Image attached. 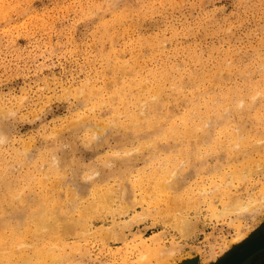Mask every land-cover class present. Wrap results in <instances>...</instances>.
I'll return each instance as SVG.
<instances>
[{
    "label": "rangeland",
    "instance_id": "rangeland-1",
    "mask_svg": "<svg viewBox=\"0 0 264 264\" xmlns=\"http://www.w3.org/2000/svg\"><path fill=\"white\" fill-rule=\"evenodd\" d=\"M105 23L108 28L104 26ZM115 51H120L118 59L127 63L125 70L115 65ZM134 52L137 54L134 55ZM262 60H264V0H0V117L10 114L13 122L11 135L6 134L3 139L0 135V154L6 160L5 166H8L3 170L5 168L9 170L5 169L6 180L16 185L19 176L22 178L29 172L39 173L37 170L39 168L46 172L48 167L45 165L50 166L49 163L53 162L54 158L59 160L60 167L58 163L56 167L60 169L57 170L64 173L67 181L72 182L70 187L80 189V194L75 200L71 199L69 202L77 203L79 209L91 208L88 214L83 216L88 229L87 233H84L86 235L80 236L78 233H81L78 231L64 239L68 247L62 248L61 251L64 253L69 251L67 259H70L72 264H231L250 240L253 242L264 239V139L262 140L264 73L258 71V65H261L259 61L264 62ZM151 70L158 71L157 73L171 72L164 83L166 89L163 96L167 97V108L170 109V113H176L177 119L178 114L190 107L187 106L188 101L186 102L185 97L192 94L195 88L200 92V107L204 109L203 99L211 102L217 97L219 100L228 91L236 97L238 95L236 90L246 89L249 82L258 83L263 92L261 96L258 94L256 99L244 96L242 107L238 105L241 109L236 107L235 110L232 109L233 111H225L230 118L233 117L231 125H235V128L230 125L232 131L236 132L234 129L239 124H244L243 140L248 146L261 143V152L252 148L243 151V147L235 146L227 149L225 146L229 145L226 142L222 143L223 145L211 143L223 125L222 118L216 117H212L209 121L211 124L208 123L206 126L210 130L204 143L202 140H197L198 143L193 142L196 139L193 136H183L179 140L172 138L174 141L169 137L168 142L164 140L167 137L164 138V134L161 133L163 129L152 131L144 125L136 133L134 132L136 130L129 127L110 128L106 122L107 117L110 118L112 115L113 119L114 116L110 104L120 109L118 114L125 108L120 99L115 100L112 97L113 90L121 85L122 79L132 80L136 75L150 76ZM190 71L197 72L201 82L193 88L190 82H186L181 96L171 94L170 84L178 85L180 77L188 81ZM203 71L206 73L203 74ZM215 71L219 73L216 77L218 80L212 81L209 75ZM89 88L94 90L96 97L92 96L90 90L88 91ZM133 89L141 95L147 92H143L140 87L134 86ZM77 91L85 93L81 92L82 94L77 96L79 93ZM122 96L124 98L126 95ZM100 97L110 99V103L103 104L102 107L97 106L95 109L94 100L98 101ZM215 102L214 100L213 103ZM89 107L94 110L91 111ZM83 110L86 116L88 113L96 115V119L90 115V120L81 117L82 120H89L88 124L85 120L86 128L83 125V127L75 125L81 120L80 115H84ZM138 111H141L140 107ZM257 113L262 114L261 125L255 120ZM121 115V119L123 118L128 126V123L132 122L131 118ZM101 117L106 120L104 125L107 124L108 127L105 132L102 128L98 129L99 133L104 132L99 134V137H102L98 141V136L91 137L94 134L90 133L95 131L94 123L99 122V126H103ZM71 122L76 127H73ZM71 125L73 128H70ZM122 128L131 130L125 132ZM257 129H261L259 135L262 136L261 141L259 136L252 134ZM160 133L163 135L160 136ZM155 134L162 138L159 140ZM152 136L158 139H155L157 140L155 145L148 142L151 138L155 141ZM221 137L224 140L226 135L222 134ZM88 138L97 141L91 142L87 140ZM252 138L260 142L255 143ZM86 140L87 146L84 143ZM136 140H142L143 147ZM143 140H147L146 143ZM180 140L182 144L179 143ZM147 142L151 145L147 146L148 149ZM200 143H203V146ZM76 144L79 145L81 152L74 151L72 146ZM139 144L140 151L131 153L127 158V171L118 178L104 176L101 179L85 181L82 175L74 176L67 167L66 156L70 152L91 158L93 153L99 155L101 149L119 150L123 147L130 150L132 146ZM26 146L32 158L21 164L13 155L23 152ZM207 146L213 147L211 157ZM218 146L221 148H217ZM235 151L237 155L234 157L232 153ZM210 152L212 153V150ZM169 153L176 155L171 157ZM183 153L185 155H182ZM245 153L250 154L248 159L252 164L249 160H247L249 163L245 162L250 165L234 160L239 157L242 159V154ZM167 154L171 159L167 158L168 156L164 157ZM258 155L263 159L257 158ZM180 156L185 158L184 165L181 163L183 166L178 164L179 159H182ZM175 160L176 163L178 161L177 164H173ZM186 160L189 162L185 163ZM53 164L56 165L55 162ZM234 164L240 165V168L244 167L246 170L244 173L248 172L247 168L252 167L253 173H247L251 180L248 177V182L242 179L241 182L238 180L229 186L225 184L223 179L228 178L229 170L232 171L236 166ZM160 165L163 166L162 169ZM257 165L262 169L256 167ZM225 167L228 170H225ZM185 168L191 172L185 171ZM209 168L216 170L210 172ZM173 169L179 176L178 183H181L177 189H169L163 183ZM57 170L53 174L49 173L43 191L52 185ZM220 171H223V174ZM157 182L162 183L163 188L158 187ZM216 183L226 186L228 191L232 189L231 194L234 192L244 202L252 200L254 204L252 205L257 208L252 211L253 213L248 211L244 213L246 215L241 214L243 216H237L235 213L215 216L214 211L222 210L223 204L229 200L217 197L215 193L214 198L212 189ZM30 184L31 187H28L30 192H27L26 188L25 195L28 193L29 199L39 200L41 192V187L37 185L39 183L32 179ZM85 184L89 185L87 196L82 187ZM100 185L103 187L100 188ZM94 186H99L102 190L109 188L108 190L110 192L113 190L114 194L125 187L127 190L131 189L128 192L131 194L128 195L130 198L128 200L132 202V206L126 199H114L110 201L111 203L107 202L110 203L108 206H111L108 208L115 211L114 213L104 209L107 205L103 207L104 210L102 206L99 207L101 211L98 208L100 213L95 212V209L93 211L98 202L92 190ZM209 187L212 188L211 191ZM66 189V186L58 188L64 202ZM217 198H223V201ZM90 204L93 207H90ZM5 209L10 211L11 207L5 205ZM69 215L74 218L80 217L78 212ZM182 217L189 219L191 223V228L189 226L190 230H187L185 236L174 223L180 221ZM152 237L156 240L153 243ZM155 237H158V240ZM69 246L74 248L71 250ZM29 248L31 249V246ZM29 248L27 250H30ZM251 260L264 264V247L243 263Z\"/></svg>",
    "mask_w": 264,
    "mask_h": 264
},
{
    "label": "bare ground",
    "instance_id": "bare-ground-1",
    "mask_svg": "<svg viewBox=\"0 0 264 264\" xmlns=\"http://www.w3.org/2000/svg\"><path fill=\"white\" fill-rule=\"evenodd\" d=\"M104 26L106 28H108V25L106 23L104 24ZM119 53H120V51L119 52L115 51V57L116 58H115L114 63L116 62L115 63L116 66H118L120 69L125 70V68L127 66V63L126 62H122L121 59H118L120 57ZM136 54H137V52L134 55H136ZM122 60L125 61V59H122ZM262 61H264V60H262ZM131 62H133V61H131ZM137 63H139V62L137 61ZM259 63H261V65H258V67L259 68L260 67L263 68L264 67V62L259 61ZM259 68H258V71L260 70L261 74L264 73V68H263V70H261V68L260 69ZM157 72L151 70L150 71V76L149 75H136V77L134 76L135 78L133 77L134 79H132V76H131L132 80H124V79H122L121 85H119L118 88H115L113 90L114 91L113 92V96L112 95L111 96L114 97L115 100L117 98V99H120L122 101V106L124 104L125 108H124V110L122 108L121 111L122 110L123 111H122V113H119V114L120 115L124 114V116L126 115V116L130 117L132 122H131V120L128 119L131 123H128V126H127V124L122 120L123 118L121 119V116H123V115L120 116L118 114L120 109L118 110L113 104H110V110L114 111L113 119H112V115H111L110 118H108V117L106 118L105 117L106 120L110 121V122H108L104 118H102V117H104V116H102L100 119L102 120L103 126L102 127L99 126V122L94 123V126H93L94 128L93 129H95V131H93L91 133L89 132L90 134H92V133L94 134V136L91 135V137L95 138V136H98V139L97 138L96 139L98 141H100L102 136L99 137V134L101 135V133L103 131L104 132L107 131L106 129H107L108 125L107 124H106V126L104 125V123L107 122V123H109V125H110L109 127L110 128L115 127L114 129H116V127H120V126L121 127H129L131 129L136 130V131L133 130L135 133L137 131H139V128L142 127V125L146 126L148 129H151L152 131H159V129L161 128V129H163V132H161V133L164 134L163 137L164 138L167 137L164 140H167L169 137H170V140L172 138L174 140L175 139L179 140L183 136H193V137L196 138V139H194L193 142H196L197 140H199V141L202 140V142L204 143V139H206V136L209 135V130H210V128H208L206 126H207L208 123L211 124L209 121H211L212 117H216V118H222L223 125H222L221 128L219 127L220 129H218L217 133L215 134L216 138H215V140L213 139L214 142H211V143H215V145H217V144L223 145L222 143L226 142L229 145V146H225L227 149L229 147L231 149V147L235 146V147H239V148L243 147V149H242L243 151H247L249 148H252V149L257 150V152H261V143H259L260 145L259 144L258 145H255V144L250 145L249 144V146H248L247 142L243 140L244 135L242 134L243 133L242 130L245 129V125L244 124H239L238 127H236L237 130L234 129L236 132L232 131L233 128L231 129V127H232L233 124L231 125V121L233 120L232 119L233 117L230 118L231 116L229 117L228 114H227L229 112V110L233 111V110L236 109V107L240 108L238 105H240L242 107V105L240 103L241 101L242 102L244 101V100H242V97L249 96V97H251L253 99H256V96H258V94H260V96H261V92H262L261 90L262 89L259 87L258 83L253 84L252 82H249V86L246 89H244V90L240 89L241 91L236 90V94H238L236 97H233L230 94V92L228 91L227 93H225V95L221 99L219 98V100H218L217 97H214V96H213L214 98L211 97V98H213L211 100V102H209L208 100L205 101V99H203L202 101H204V102H202V104L204 106V109H201V107H200V105H201V100L199 98L200 97V92L195 88L194 90H192V94L189 93L190 95L185 97L187 99L186 102L188 101L187 102L188 103L187 106H190V107H188L187 110L181 112L180 113L181 115L178 114L179 118L177 119L176 118V116H177L176 113H170V111H169L170 109L167 108V97L165 95L163 96V93L165 92V89H166L165 88L166 86H165L164 83H165L166 79L169 78L171 72H169V71H163V73H161V72L157 73ZM204 73H206V71H203V74ZM218 75H219V73L216 72V71H215V73L211 72L210 75H209V78L210 79L212 78L211 79L212 81H216V80H218V79H216V77ZM117 76H114V77H117ZM112 80H113V78H112ZM109 81L110 80H108V82ZM108 82H107V84H108ZM111 82H113V81H111ZM186 82H190L191 86L193 88V87L197 86L198 83L201 82V79L198 77L197 72L190 71L189 72L188 81L185 80V78L180 77V81H179L178 85L177 84H173V83L170 84V87H172L171 94L173 93V94H178V96H181L183 94L182 93L183 86H184V84ZM260 82L261 81H259V83ZM108 85H110V84H108ZM134 86H135V88H137V87H140V89L142 88L143 92L147 91L146 94L141 95V94H139V92L137 93L135 91V89H133ZM257 88H259L260 90L257 89ZM88 91L91 94L93 93L92 96L96 97L95 94H94V90L92 88H89ZM110 91H111V89H110ZM77 92H79V93H77V96H78V94L80 96V93L82 91H77ZM184 92H185V90H184ZM82 93L84 94L85 92L83 91ZM122 95H126V96L123 98ZM173 98H174V95H173ZM97 99H98V97H97ZM174 99H176V98H174ZM247 99L248 98H246V100ZM214 100L216 101L215 103H213ZM94 102H95V103H93V107L94 108L97 107V106L102 107L104 105L109 104L110 103V99L107 100V99H104V98L100 97V99L98 101L94 100ZM138 103H139V105H138ZM140 103H141V106H140ZM115 104H116V102H115ZM250 104H252V102ZM138 106L140 107V110H141L140 112L138 111V108H139ZM250 108H251V106H250ZM90 109H92V108H90ZM93 110L94 109H92L91 111H93ZM225 110H227L228 112L225 111ZM254 110H256V109H254ZM2 111H4V109H2ZM100 111L102 112V110H100ZM82 113L84 114V110H83ZM99 114H100V112H99ZM99 114H97V115H99ZM90 115H91V117L93 116L92 118L96 119V117H95L96 115L94 116V113H92V114L90 113ZM90 115H89V113L87 114V116H86V114H84L82 116L80 115L79 118L81 119V117H87L86 119H88ZM103 115H105V114L103 113ZM256 115L257 116H256L255 120L257 121L258 124L261 125V121H262L261 120V115L262 114L261 113H257ZM108 116H109V114H108ZM79 118L77 117L76 119L79 120ZM124 119H126V118H124ZM85 120L81 119L75 125H77V126H79V125L82 126L83 125L86 128L87 127L86 125L88 124V121L90 120V118H89V120H86L87 124L85 123ZM94 121L96 122V120H94ZM98 121H100V120H98ZM91 122L93 123V121H91ZM71 124L73 125V127L75 126L72 122H71ZM102 124H100V125H102ZM72 125H71L70 128H73ZM90 125H92V124H90ZM165 125H167V126L164 127ZM230 125H231V127H230ZM233 126L235 128V125H233ZM88 127H89V125H88ZM146 127H145V129L148 130ZM100 128H102V130L104 129L103 131L101 130L102 132L100 131L101 133L98 132V129H100ZM89 129H90V127H89ZM93 129L91 128L90 130L92 131ZM131 129L123 130V128H122V130L125 131V132H127V130H131ZM141 129L142 128H140V130ZM87 130H88V128H87ZM144 131H142V132H144ZM156 133H158V132H156ZM161 133L159 134L160 136L163 135ZM86 134H87V132H86ZM222 134L226 135L224 140H222V138H223V137H221ZM252 134H255L256 136L261 135V129L254 130V132ZM0 135H1V139L5 138V136H6V134H4V133H0ZM155 135L157 136L158 134H155ZM130 136L132 137V135H130ZM160 136L159 137L157 136V138L158 139L162 138ZM248 136H251V135H248ZM91 137H89V138H91ZM152 137H154V136H152ZM89 138L87 140L91 141L92 138L91 139H89ZM150 138L151 137H149V139ZM157 138L154 137V140L157 139ZM256 138H252V139H254L256 141L255 143H257V141H258V139L256 140ZM261 138H262V136L259 138L260 141H261ZM173 139H172V141H174ZM263 139H264V137L262 138V140ZM97 140H92V141H97ZM147 140H143V141L146 143ZM157 140L153 141V139L151 138L150 140H148V142L150 141L149 143L152 142L154 144ZM190 140H191V138H190ZM141 141L140 140L139 141L136 140V142H138V143L140 142L141 145H142L143 142H141ZM216 141H217V143H216ZM218 141H219V143H218ZM260 141H258V142H260ZM148 142H147V144H148ZM159 142H162V141H159ZM176 142H177V140H176ZM180 142L182 144L181 140L179 141V143ZM196 143H198V142H196ZM203 143H200V145L202 144V146H203ZM141 145L139 144V145H137V147H140ZM143 145H144V143H143ZM143 145L141 147H143ZM149 145L150 144L146 145V147L147 146L149 147ZM200 145L198 144L197 146L200 148L201 147ZM193 146H194V143H193ZM197 146H196V148H197ZM212 146H214V144ZM148 147L146 149H148ZM187 147L188 146H186V148ZM209 147H211V146H209ZM209 147L207 146V148L209 149L210 157H211V154H213V147L212 148H209ZM217 148H221V147L218 146ZM21 149H19V150H21ZM143 149L144 148H142V150ZM180 149H179V151H180ZM205 149H206V147H205ZM182 150H183V148H182ZM187 150L189 151V149H187ZM211 150H212V153L210 152ZM158 151L160 152L161 150H158ZM237 151H239V150H237ZM237 151L232 153L234 157L237 155V154H235ZM182 152H184V150ZM187 152H185V153H187ZM218 152H220V151L218 150ZM218 152L216 153L217 155L219 154ZM230 152H231V150H230ZM181 153H180V155H181ZM206 153H205V155H206ZM15 154H16V156L15 155H13V156L16 157L17 160L19 162H21V164L26 162L28 158H32V157H30V152H29L27 146H26V149L23 150V152H17ZM163 154H165V153H163ZM169 154L164 155V157L168 156L167 158L171 159L172 155H173V157L176 155V154H172V155L170 154L171 157H169ZM220 154H222V153H220ZM182 155H185V154L183 153ZM40 156L41 155H39V157ZM177 157H179V156H177ZM180 157L182 159L176 158V159H179V161H180V163H178V161H177V163L180 165L183 162V165H184L185 158H183L182 156H180ZM189 157H190V155H189ZM201 157H203V156H201ZM232 157L230 158L232 160V162L234 160L237 163L239 161H242L241 164L245 163L246 165H250V164H248L250 162V159H248L250 157L249 153L242 154V159H240V157L234 159V157H233V159H234L233 160ZM253 158L255 159V157H253ZM257 158H259V155H258ZM38 159H37V161H38ZM45 159H47V158H45ZM262 159L263 158H261L260 160H262ZM17 160H15V161H17ZM247 160H249V162ZM46 161L45 162L42 161V162L46 163ZM52 161L53 162L49 163L50 166H46L44 164L45 167H48L46 172H44L43 169L39 168V169H37L39 171V173L29 172L27 175L24 174L22 178H21V176H19L17 184L13 185V184L8 183L7 180H6V178H7L6 177L7 176L6 172L7 171H5V169L8 168V166L7 167L5 166L6 165V160L0 154V264H72V261H70V259H67V258H69V256H68L69 255V253H68L69 251L68 252L65 251V253H64V251H61V249L66 247V245H67L66 242L64 243V241H65L64 239H65L66 236H68V235H70L72 233L75 234L78 231L81 233V234L78 233V235H80V236L84 235V233H87L88 229H87L86 222H85V219L83 218V216L88 214V211L91 208L84 207V208L79 209V207L77 206V203L75 204L73 202H69V200H71V199H72V201L75 200V198L78 196V194H80V189L78 187L77 188H72V186L70 187L72 182L67 181V179H65L66 176L64 175V173L61 172V171H60L61 172L60 173L57 170V169H60V168L56 167L57 166L56 163H58L59 160H57V158H54V160L52 159ZM164 161H165V158H164ZM245 161H247L248 163H246ZM42 162H40V163L43 165ZM54 162H55L56 165L53 164ZM228 162H229V160H228ZM236 162H234V163H236ZM252 162H253V160H252ZM40 163L38 164L39 166L41 165ZM177 163H176V160H175L173 164H177ZM253 163H255V162H253ZM260 163H261V161H260ZM58 164H59V167H60V163H58ZM159 164L160 163H158V165ZM236 164H234V165H236ZM256 164H258V163H256ZM8 165H9V163H8ZM211 165L212 164H210V167H211ZM261 165H262V163H261ZM10 166H12V165H10ZM10 166H9V169H10ZM160 166H162V165H160ZM173 166H175V165H173ZM251 166H253V165H251ZM4 167H6V168L3 170ZM216 167H218V166H216ZM226 167H225V170L229 166L227 168ZM256 167H260L261 168V166H258V165ZM36 168H38V167L36 166ZM155 168H154L155 171H157L158 170L157 169V165H156ZM162 168H163V166L161 167V169ZM177 168H179V167H177ZM177 168H176V170H177ZM187 168H185V171H189V170H187ZM218 168H220V167H218ZM253 168L255 170L257 169L254 166H253ZM260 168H258V169H260ZM12 169L13 168H11V170ZM154 169H153V171H154ZM205 169H203V170H205ZM247 169H249L248 172H247L248 174L253 173V172H251V170L253 171L252 167L251 168H247ZM6 170H8V169H6ZM56 170L58 172H57L56 175H54V176H56V178L54 177L52 185L49 188H46L45 191H43V189H45V187H46L47 177L50 175L49 173L53 174V173H55L54 171H56ZM176 170L173 169V171L170 173L169 178L167 177L166 181L163 182V183H165L164 184L165 187H167L169 189H173V188L177 189L179 187V185L181 184V183L180 184L178 183L179 176L176 174ZM209 170L211 172V171L216 170V169L215 168H211V169L209 168ZM244 170H245L244 167L240 168V165H236L232 171L229 170L230 173L228 174V178L227 179H223L225 184H227L229 186L231 184H234L238 180H240V182H241L242 179L247 180L249 175L247 177V173H244L246 170L245 171ZM189 172H191V171H189ZM205 172H206V170H205ZM163 173H165V172H163ZM180 173H181V171H180ZM8 174H10V173H8ZM212 174H214V173H212ZM224 174H226V171H225ZM205 175H207V174H205ZM209 176L211 177L212 175L210 174ZM141 177L143 178L144 176H141ZM219 177L220 176H218V178ZM134 178H136V177H134ZM32 179L36 180V182L39 183L37 185H39L41 187V192H40V195H39L40 199L39 200H36L35 198L34 199H29L28 198V193H27V195H25V193H26L25 189L26 188H27L26 191L30 192V191H28L29 190L28 187H31L30 181ZM123 179H125V178H123ZM249 179L251 180V177H249ZM201 180H202V178H201ZM245 180H243V181H245ZM128 182H129V180H128ZM220 182H221V180H220ZM224 182H223V185H224ZM245 182H248V180L245 181ZM91 183L94 184L93 182H91ZM124 183H125V181H124ZM211 183H212V181H211ZM121 184H120V186H121ZM129 184H131V182ZM212 184H214V183H212ZM212 184H211V186H212ZM239 184H241V183H239ZM242 184H244V183H242ZM122 185H124V184H122ZM125 185H126V183H125ZM223 185L220 184V183H216L213 186V189L209 187L210 191L212 189L213 196H214V193H215V196H217V197L221 196L223 198L229 199L226 203L223 204L224 207H222V210L218 209L217 212L214 211V215L215 216L216 215L217 216H220V215L224 216V215L229 214V213H233V214L235 213V214H237V216H239L241 214L246 215L244 213H246V212L248 213V211L252 212L253 210H255L257 208V206H253L254 204H253L252 200L251 201L248 200V202L242 201L241 200L242 198L240 199V197L238 195H236L234 192H233V194H231L230 190H232V189H230L228 191L225 188L226 186L223 187ZM59 186H66V188H67L66 189V202H64L62 200L61 196L58 193L59 192L58 191ZM157 186L163 188V184L160 183V182H157ZM74 187H76V186H74ZM101 187H103V186L100 185V188ZM231 187L232 186H230V188ZM100 188H99V186H94L92 188V190L94 191L95 196H96L95 198L98 200V202L96 203V205L93 208V211L95 209V212H97L98 208L102 206L101 207L102 210L106 209V210H109L107 212H109V213L113 212L114 213L115 211H113V210L111 211L108 208V207L111 208V206H108L111 203L110 202L111 200H114V199H122V200L126 199L127 201L130 200L128 195H131V194H129L128 192L131 189H129V188L127 190L126 187L123 188V186H122L123 189H121V191H119V193L117 192L118 193V194L116 193L117 195L114 194L113 190H112V192H110V190H108L109 188H105L106 190L105 189L102 190ZM239 188H241V187H239ZM215 196H214V198H216ZM220 199L217 198V200H219V201H220ZM245 200L247 201V199H245ZM107 202H110V203L107 204ZM128 203H130V201ZM130 204L132 206V202ZM5 205H8V206L11 207L10 211H7L5 209ZM87 205H89V204H87ZM90 205H91L90 207H93L92 204H90ZM106 205H107V208L104 207ZM126 206H127V204H126ZM103 207H104V209H103ZM122 207H123V204H122ZM101 208H99L100 211H101ZM128 208H129V206H128ZM178 210H179V208H178ZM73 212H78L80 217L77 216V218H74L72 215H69V213H73ZM97 213H100V212L98 211ZM249 214H250V212H249ZM243 215H241V216H243ZM174 223H175V225H177L178 229L183 234V236H185L187 234V230L189 229V226L191 228L190 220L189 219H185L183 217L180 219V221L174 222ZM27 238H29V239L27 240ZM155 238H157V240H158V237H155ZM153 239H154V237H152L151 241ZM155 241L156 240L154 239V241H152V243L155 242ZM250 242H251V240H250ZM247 243H249V242H247ZM29 246H31V249L29 248ZM73 246H71L72 248L69 246L70 247L69 249L72 250L74 248ZM156 246H158V245H156ZM28 248L30 250H27ZM146 248H149V247H146ZM57 250L61 251V252L58 253ZM28 251H30L31 254H29L30 252H28ZM65 259H67V260H65Z\"/></svg>",
    "mask_w": 264,
    "mask_h": 264
},
{
    "label": "snow or ice",
    "instance_id": "snow-or-ice-1",
    "mask_svg": "<svg viewBox=\"0 0 264 264\" xmlns=\"http://www.w3.org/2000/svg\"><path fill=\"white\" fill-rule=\"evenodd\" d=\"M243 103L242 101L240 102ZM13 131V122L9 114L0 117V133L11 135ZM87 146L88 141H84ZM68 147V145H63ZM75 152H81L79 145L72 146ZM140 147L132 146L131 149L121 147L119 150H100V154H92L91 158L87 155H74L72 152L66 156V163L68 169L74 176H83L85 181L92 180L93 178L101 179L104 176L111 178H118L127 171V158L132 152H139ZM191 157H189L190 159ZM189 161L186 160L185 163ZM91 173V175H89ZM86 196L89 194V185L82 186Z\"/></svg>",
    "mask_w": 264,
    "mask_h": 264
},
{
    "label": "water",
    "instance_id": "water-1",
    "mask_svg": "<svg viewBox=\"0 0 264 264\" xmlns=\"http://www.w3.org/2000/svg\"><path fill=\"white\" fill-rule=\"evenodd\" d=\"M262 247H264V239L250 242L247 244V247L238 254V257L234 259L231 264H242L247 258H250Z\"/></svg>",
    "mask_w": 264,
    "mask_h": 264
},
{
    "label": "crops",
    "instance_id": "crops-1",
    "mask_svg": "<svg viewBox=\"0 0 264 264\" xmlns=\"http://www.w3.org/2000/svg\"><path fill=\"white\" fill-rule=\"evenodd\" d=\"M259 263H260V262L257 263L256 261H254V260L252 261V260H251L248 264H259Z\"/></svg>",
    "mask_w": 264,
    "mask_h": 264
},
{
    "label": "flooded vegetation",
    "instance_id": "flooded-vegetation-1",
    "mask_svg": "<svg viewBox=\"0 0 264 264\" xmlns=\"http://www.w3.org/2000/svg\"><path fill=\"white\" fill-rule=\"evenodd\" d=\"M249 262L243 263V264H248Z\"/></svg>",
    "mask_w": 264,
    "mask_h": 264
}]
</instances>
